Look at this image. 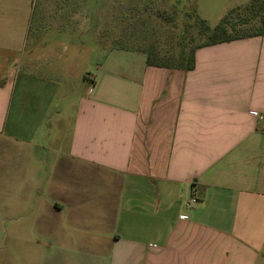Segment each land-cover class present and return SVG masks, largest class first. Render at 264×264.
I'll return each instance as SVG.
<instances>
[{
    "label": "crops",
    "instance_id": "crops-1",
    "mask_svg": "<svg viewBox=\"0 0 264 264\" xmlns=\"http://www.w3.org/2000/svg\"><path fill=\"white\" fill-rule=\"evenodd\" d=\"M34 20V0H0V253L264 264V36L200 48L191 71L110 49L53 115L64 57L29 48Z\"/></svg>",
    "mask_w": 264,
    "mask_h": 264
},
{
    "label": "rangeland",
    "instance_id": "rangeland-1",
    "mask_svg": "<svg viewBox=\"0 0 264 264\" xmlns=\"http://www.w3.org/2000/svg\"><path fill=\"white\" fill-rule=\"evenodd\" d=\"M250 0H34L35 34L31 36L29 48L40 50L43 46L60 49L65 81L53 110H61L64 104L74 103L92 87L99 66H108L106 52L110 49L138 51L155 42L174 54L180 50L175 36L186 26L191 30L184 34L189 51L201 38L195 29L196 15L215 27L233 9L244 7ZM47 12V31L42 34L36 26L39 18ZM238 20V19H237ZM60 21V22H58ZM62 22V23H61ZM259 19L240 28L258 24ZM58 24H61L59 27ZM193 25V27H190ZM44 27V26H43ZM46 28V27H45ZM193 28V29H192ZM38 29V30H36ZM44 31V30H43ZM66 45V50L63 48ZM170 49V50H171ZM63 79V77H62ZM5 232H11L12 223H4ZM4 251L0 253V264L22 263L30 257L33 264H40L38 256L14 255L11 239H4ZM3 259V261H2Z\"/></svg>",
    "mask_w": 264,
    "mask_h": 264
},
{
    "label": "trees",
    "instance_id": "trees-1",
    "mask_svg": "<svg viewBox=\"0 0 264 264\" xmlns=\"http://www.w3.org/2000/svg\"><path fill=\"white\" fill-rule=\"evenodd\" d=\"M195 29L201 38V43L186 50L187 42L184 34L190 32L189 26L175 36L180 50L178 54L172 52L165 44L155 42L139 50L146 54L147 65L157 68L191 71L195 67V53L198 49L220 43L231 42L239 39L264 36V0H250L244 7L231 10L215 27L200 18L196 13ZM259 19L258 24L248 28H240L239 24L245 26L254 19ZM238 19V20H237ZM193 27V25H190ZM193 29V28H192Z\"/></svg>",
    "mask_w": 264,
    "mask_h": 264
},
{
    "label": "built area",
    "instance_id": "built-area-1",
    "mask_svg": "<svg viewBox=\"0 0 264 264\" xmlns=\"http://www.w3.org/2000/svg\"><path fill=\"white\" fill-rule=\"evenodd\" d=\"M191 201L194 203V202H196L197 200L193 198Z\"/></svg>",
    "mask_w": 264,
    "mask_h": 264
}]
</instances>
